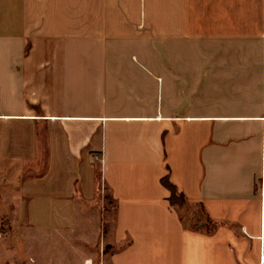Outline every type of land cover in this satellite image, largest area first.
Returning <instances> with one entry per match:
<instances>
[{"label": "crops", "instance_id": "0c3cea01", "mask_svg": "<svg viewBox=\"0 0 264 264\" xmlns=\"http://www.w3.org/2000/svg\"><path fill=\"white\" fill-rule=\"evenodd\" d=\"M263 257L264 0H0V264Z\"/></svg>", "mask_w": 264, "mask_h": 264}, {"label": "rangeland", "instance_id": "374dc122", "mask_svg": "<svg viewBox=\"0 0 264 264\" xmlns=\"http://www.w3.org/2000/svg\"><path fill=\"white\" fill-rule=\"evenodd\" d=\"M101 182V180H100ZM177 195L180 193L177 191ZM110 195L108 192L105 194V201L108 206H112L110 203ZM176 209L179 211L180 215L182 216L185 224L187 226L193 227V228H200L201 223L203 221V210L200 208V206L189 203L186 199L184 200V203H177L174 205ZM112 208V207H110ZM205 229H207V223L205 225Z\"/></svg>", "mask_w": 264, "mask_h": 264}, {"label": "trees", "instance_id": "16d2710c", "mask_svg": "<svg viewBox=\"0 0 264 264\" xmlns=\"http://www.w3.org/2000/svg\"><path fill=\"white\" fill-rule=\"evenodd\" d=\"M162 182H163V184L166 186V187H168L170 190H171V192H172V194H171V196H170V201H171V203L173 204V205H175V204H177V203H184V200H185V197H184V195H182V194H179V195H177V190H176V188L174 187V185L170 182V180H169V177H168V175L167 176H165L163 179H162ZM214 226H216L215 225V223L209 218L208 219V221H207V230L209 231V232H212L213 230H214Z\"/></svg>", "mask_w": 264, "mask_h": 264}, {"label": "built area", "instance_id": "2783aa9c", "mask_svg": "<svg viewBox=\"0 0 264 264\" xmlns=\"http://www.w3.org/2000/svg\"><path fill=\"white\" fill-rule=\"evenodd\" d=\"M263 259H264V257H263Z\"/></svg>", "mask_w": 264, "mask_h": 264}]
</instances>
